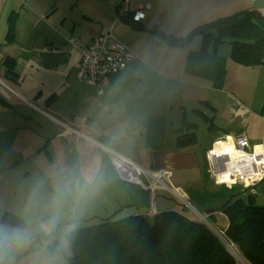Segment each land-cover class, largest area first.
<instances>
[{
  "label": "crops",
  "instance_id": "obj_1",
  "mask_svg": "<svg viewBox=\"0 0 264 264\" xmlns=\"http://www.w3.org/2000/svg\"><path fill=\"white\" fill-rule=\"evenodd\" d=\"M129 1L132 9L150 5L145 20L137 26L120 9L123 0H0V69H4L2 65L8 59L14 61V69L30 68L32 77L27 95L30 102L24 103L49 123L46 126L53 135L47 138L43 150L35 151L45 153L51 161L52 144L60 139L66 145H76L79 152L74 155L82 163L84 154L95 155L97 150L98 155L103 153L109 160L110 156L114 159L118 155L148 171H167L170 182L178 173L191 184L193 172L202 180V165L209 169L206 155L216 141L242 135L252 147H264V65L253 69L238 64L232 59V47H222L225 43L209 41L204 45L207 49L202 51L203 41L195 43L193 40L178 46L170 40L185 39L198 27L233 15L246 4L251 5V0ZM25 3L30 4L31 15L20 12L26 7ZM255 9L264 14L263 7ZM11 23L14 24L13 36L9 35ZM107 32H112L136 57L124 72L100 81L99 89L103 94L99 95L98 88L78 80L81 54L70 47L67 39L75 37L91 43ZM167 36L172 38L166 39ZM18 50L28 58L19 61ZM19 73L18 87L25 91V85L29 84L26 73ZM14 113L23 120L21 124L18 121L19 125H12V129L31 131L28 125L34 121L33 117L19 110ZM198 117L210 124L209 130H217L211 137L210 148V144H202L196 134ZM51 123L56 129H51ZM187 125L194 128L191 130L196 141L181 148L177 144L178 135L181 130L186 133ZM26 145L22 149L13 146L17 159L12 163L23 162L22 157L30 148ZM74 158L71 155L70 162ZM110 161L113 164V160ZM104 166L98 167L96 172L105 171ZM112 167L116 183L127 192L125 199L132 202L135 196H142L144 206H148V192L142 193L127 185L114 165ZM181 182L184 180H179L176 187L171 184L186 194ZM213 186L220 189L214 183ZM261 193L258 187L254 190L253 194L257 195L254 201L264 207V202L258 199ZM125 203L119 201L115 211ZM140 203L137 206H142L141 200ZM152 210L145 207L136 212L148 214ZM163 210L154 206L157 213ZM127 212L133 210L126 209L116 215ZM11 213L23 219L14 211ZM11 213L0 195V223H6L3 217ZM80 217L89 220L91 214L81 213ZM68 254L67 251L62 254L61 264H70Z\"/></svg>",
  "mask_w": 264,
  "mask_h": 264
},
{
  "label": "trees",
  "instance_id": "obj_2",
  "mask_svg": "<svg viewBox=\"0 0 264 264\" xmlns=\"http://www.w3.org/2000/svg\"><path fill=\"white\" fill-rule=\"evenodd\" d=\"M13 27L11 23V36ZM194 36L202 37L203 46L209 41L215 44L229 41L232 59L247 68L264 65V14L259 9L237 12L208 22L185 39L170 40L184 46ZM169 38L172 37L167 36L166 39ZM206 49L204 46L202 51ZM191 127L187 125L186 133L180 131L179 147L195 143L194 128ZM234 191L237 197L244 195L239 190ZM245 195L236 200L233 196L218 209L209 210L210 218L220 215L227 219L224 239L214 231L215 226L207 215H204L208 218L206 221L201 219L196 214L201 215V212L196 209V213L192 212L179 199L180 209L165 208L154 215H149L152 212L134 211L118 216L117 213L128 207L122 205L118 212L100 218L97 224L86 223L81 228L77 227L70 237V250L66 257L70 264H242L239 258L244 264H264V207L255 204L257 195L253 192ZM136 203L132 200L129 207L137 206ZM10 216L5 214L3 221L22 222V219Z\"/></svg>",
  "mask_w": 264,
  "mask_h": 264
},
{
  "label": "rangeland",
  "instance_id": "obj_3",
  "mask_svg": "<svg viewBox=\"0 0 264 264\" xmlns=\"http://www.w3.org/2000/svg\"><path fill=\"white\" fill-rule=\"evenodd\" d=\"M256 1L258 2L256 3ZM251 3V5L246 4L244 8H240L238 10V13L251 10L252 8L255 9L257 7L264 8V0H251ZM25 6L26 7L23 6V9L20 10V12L23 15H31L30 4L25 3ZM165 26L167 27L168 25L165 24ZM174 26L176 27L177 25L175 24ZM169 30L171 29H167V31ZM27 36L29 39L28 32ZM193 40L195 41V43H201L202 37L194 36L191 42H194ZM222 47L231 48L229 41H226L225 44H222ZM4 53L7 54L8 51L4 50ZM18 54H20V57H18L19 61L28 58V55L23 54L21 50H18ZM13 63V60L8 59L7 63L4 62L2 65L4 69H0V173H2L4 176L0 177V195L4 198V204L10 213L11 211H14L18 215L24 217L26 205L28 204L29 198L32 197L33 194H35L40 199H46L47 195L52 192L55 183L67 174L68 169L69 172L74 171L77 174H79L82 170H91L95 174L93 182L89 187V194L83 201L81 210V213L83 214H87V212L91 214V221L85 222L88 219L85 220L82 217H79L78 228H81L86 223L91 225L97 224L99 223L98 220L100 218L112 216L115 212V207L119 204V201H121L122 203L126 201L125 205L128 206L127 209H132L133 212L141 211L142 209H145V207H147L148 210H151L152 208L154 210V206L156 205L163 209L169 208V210H177L181 208L179 201L177 200L178 198H176L175 196L174 198L168 192L169 190H163V188H161L162 186L158 185L159 188H155L157 191L155 190L156 192L152 193V191L149 189L152 183L146 181L145 178H142L138 182V180H134L132 179V177H128L129 175L124 176L121 173L120 177L125 183H127V185H131L135 189H139V191H142V193H146L147 191L149 194L147 198L148 206H144L146 204L143 202L142 196H135L133 198V202H139L138 205H140L141 200L142 206H139V208L135 205L129 207L131 205V201H127V199H125V197H127L125 196L127 192L125 193V190L116 183V175L115 173H113V164L110 161L113 160V158L110 156L109 160L108 157H106L103 153L98 155L97 150L95 155L84 154L83 163L82 160L78 161L77 155H74L79 152L78 149H75L76 145L74 143H69L68 145H66V143H62L60 139L55 140V142L52 144V162L49 161L48 158H46L45 153L41 154V152L39 153L38 151H35L41 149L43 150L44 145H46L45 143H47V138L53 135H50L51 131L47 129L46 125H48L49 123L44 122V120L38 113L33 112L34 109L31 106L24 103L30 102L27 99V95L29 94L28 91L30 90L29 85H31L30 80L32 77L30 68H27L26 70L21 67H19L18 69H14V67H12ZM19 64H21V62H19ZM22 64H24V62ZM15 71H17L19 75V71L26 73V78L29 84L25 85V91L18 87L17 80L20 81V78H18V74H16ZM19 99H21L22 101H18ZM60 107H57V109H60ZM16 110L25 113L27 116L31 115L33 117L34 121H32V123L28 125L31 127V131H17L12 129V125H19L18 121L20 119H18V116H15L16 113H14ZM196 119L198 120L199 124V127L196 129V134L199 139L202 140L201 143L205 145L210 144L208 147L210 148L212 144L210 143L212 140L211 137L216 134L217 130H209L210 124L207 121L200 119L199 117ZM22 120L23 119L19 121L20 124ZM51 129H56L52 123ZM14 145L15 148L16 146H18L20 149H22L25 145L26 147H30L25 151V155L22 157L23 162L21 164L18 163L19 161L12 163L17 159L15 157L16 153L14 154L13 150ZM33 148L34 151L32 150ZM197 149L200 150L201 148L197 147ZM70 153L75 157L71 162ZM141 155H143L142 152ZM104 161L105 163H103ZM103 164L105 165V171H102V173H97L96 169H98V167H103ZM201 171L203 177L202 180L198 179L199 176L195 174V172H193V176H191V178H193L192 180L194 182L189 184L185 181V178L183 179L178 173H176L175 178L171 182L175 187L178 186L179 180H184V182L187 183L184 185V182H181V184H183L181 186L183 187V190L186 192V194L181 190H178L184 194L185 201L188 202L189 205L185 201H181L184 202L185 206L190 208L192 212H194L195 209L201 212L202 214L200 215L195 211V213L200 217H205L204 215H207L215 226L214 231L220 237H225V232L228 227L227 220L220 215L214 218H210L211 215L209 214V210L218 209L228 200H231L233 196H236L234 198V200H236L239 197L243 198L244 195L237 197L238 195L234 190H228L225 187H220V189L214 187L213 181L211 180L209 175L208 166H206L205 164L202 165ZM171 182L169 180L170 186L177 190L171 184ZM259 185L260 184L250 189V191L254 192V190L258 187V193L259 191L262 192L258 199L263 203L264 201L262 198H264V184L260 186ZM231 193H233V196L230 195ZM191 207H194V210H192ZM95 209L97 210V213H93ZM126 214H128V212ZM12 215L19 217L14 213ZM207 219L208 218L205 217V221ZM69 250L70 244L67 252H69ZM239 260L242 261L240 258Z\"/></svg>",
  "mask_w": 264,
  "mask_h": 264
},
{
  "label": "built area",
  "instance_id": "obj_4",
  "mask_svg": "<svg viewBox=\"0 0 264 264\" xmlns=\"http://www.w3.org/2000/svg\"><path fill=\"white\" fill-rule=\"evenodd\" d=\"M120 9L124 15L130 16L135 24H140L146 18L150 5H142L132 9L129 0H123ZM68 44L81 54V61L77 72L80 81L99 89L102 79L124 72L135 59V54L120 43L112 32L96 38L91 43L75 37L67 39ZM213 183L229 190L248 192L264 180V147H252L248 140L242 136L226 137L215 142L213 148L206 155ZM113 165L120 174L129 175L138 182L145 178L151 182L149 189L152 193L162 186L163 190L185 201L184 194L175 190L169 184L170 173L167 171H148L131 161L114 156ZM186 202V201H185ZM188 205L189 203L186 202ZM155 211L149 215H154ZM205 220V217L201 216ZM222 238H224L222 236Z\"/></svg>",
  "mask_w": 264,
  "mask_h": 264
},
{
  "label": "clouds",
  "instance_id": "obj_5",
  "mask_svg": "<svg viewBox=\"0 0 264 264\" xmlns=\"http://www.w3.org/2000/svg\"><path fill=\"white\" fill-rule=\"evenodd\" d=\"M94 175L67 173L46 199L29 198L21 223H0V264H61Z\"/></svg>",
  "mask_w": 264,
  "mask_h": 264
}]
</instances>
